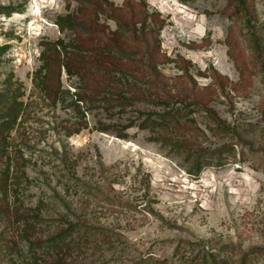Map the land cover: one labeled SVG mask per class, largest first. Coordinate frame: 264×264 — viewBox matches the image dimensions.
<instances>
[{"label":"rangeland","instance_id":"obj_1","mask_svg":"<svg viewBox=\"0 0 264 264\" xmlns=\"http://www.w3.org/2000/svg\"><path fill=\"white\" fill-rule=\"evenodd\" d=\"M10 110L0 264H52L70 225V264L264 248V0H0Z\"/></svg>","mask_w":264,"mask_h":264},{"label":"trees","instance_id":"obj_2","mask_svg":"<svg viewBox=\"0 0 264 264\" xmlns=\"http://www.w3.org/2000/svg\"><path fill=\"white\" fill-rule=\"evenodd\" d=\"M57 25L60 26V24ZM64 67L67 70V67ZM43 69H48L46 63ZM43 69H40V71L37 72L36 86L42 89L44 88L47 93V88L45 85L48 82L47 77L49 72L47 71V73L43 75ZM67 71H69V68ZM88 93V95L84 94L83 96H79L78 101L86 105H94L95 103L101 101V99H104L102 95H97L93 92ZM48 99L51 100L49 96ZM126 101L127 98L122 93H117V97L114 99V102L121 106H123ZM10 111L11 113L5 114L4 116L0 117V136L5 135V133L8 132L9 129H12L16 121L18 120V115H13L12 110ZM70 227L71 228L61 232L60 234L45 241H38L36 244L41 250H44L51 255L57 256L58 259L55 260L52 264H70L67 261L69 254L77 249V247L80 246L82 242H85L87 240V237H89V234L85 232L83 239L76 240L75 236L79 235V233H81L80 231L82 230H76V227L72 225H70ZM80 242L81 244H79ZM196 247H199L201 252L200 255L187 264H229L231 259H233L234 257L237 258L236 264H258L261 260H264V248H254L247 251H242L241 247L237 245L219 244L218 252L214 253L215 249L213 247H210L208 243H206L205 245L198 244Z\"/></svg>","mask_w":264,"mask_h":264}]
</instances>
